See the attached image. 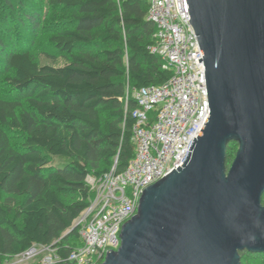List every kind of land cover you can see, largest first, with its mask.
Here are the masks:
<instances>
[{
    "label": "trees",
    "instance_id": "trees-1",
    "mask_svg": "<svg viewBox=\"0 0 264 264\" xmlns=\"http://www.w3.org/2000/svg\"><path fill=\"white\" fill-rule=\"evenodd\" d=\"M42 1L71 12L50 37L67 60L60 66L38 64L26 49ZM146 10L143 0H0V77L12 93L0 99V264L32 247L53 246L66 258L80 244L72 227L92 197L86 176L113 164L121 173L133 156L137 104L125 101L126 89L171 75L148 50L155 26ZM236 148L229 142L228 164ZM53 157L67 162L53 165ZM246 254L264 255L242 251L241 261Z\"/></svg>",
    "mask_w": 264,
    "mask_h": 264
},
{
    "label": "water",
    "instance_id": "water-1",
    "mask_svg": "<svg viewBox=\"0 0 264 264\" xmlns=\"http://www.w3.org/2000/svg\"><path fill=\"white\" fill-rule=\"evenodd\" d=\"M186 5L209 114L185 159L143 189L100 264H241L242 251L264 253V0Z\"/></svg>",
    "mask_w": 264,
    "mask_h": 264
},
{
    "label": "built area",
    "instance_id": "built-area-1",
    "mask_svg": "<svg viewBox=\"0 0 264 264\" xmlns=\"http://www.w3.org/2000/svg\"><path fill=\"white\" fill-rule=\"evenodd\" d=\"M143 1L155 26L148 50L171 75L161 84L127 87L125 101L137 104L131 113L133 156L121 173L113 164L102 175L86 176L92 197L75 221L80 244L64 259L53 246L32 247L20 255L35 258L32 264H100L106 251L119 246L121 226L136 213L143 189L185 159L209 114L204 63L198 62L202 54L186 0Z\"/></svg>",
    "mask_w": 264,
    "mask_h": 264
},
{
    "label": "rangeland",
    "instance_id": "rangeland-1",
    "mask_svg": "<svg viewBox=\"0 0 264 264\" xmlns=\"http://www.w3.org/2000/svg\"><path fill=\"white\" fill-rule=\"evenodd\" d=\"M41 9L40 16V27L35 32L36 35L34 39L28 38V44L26 49L29 50L33 59L38 64H50L54 66H60L67 62L63 55H61L50 42V37L54 35L59 29L65 27L68 24L69 18L71 17V12L60 7V6H50L46 1L39 3ZM33 36V35H32ZM31 40V43H30ZM5 74L0 77V99H11L12 93L8 84L4 80ZM25 107V104L23 105ZM153 113H149L152 116ZM11 142L13 145H19L21 143V136L16 133L8 132ZM234 157V154L229 158L230 162ZM67 162L64 157H53L51 164L53 165H63ZM264 204V197L262 198ZM79 243V241H78ZM35 259V258H34ZM34 259H27L21 256L15 258V263L17 264H32ZM242 264H264V255H259L254 258L248 254L245 255L244 260L241 261Z\"/></svg>",
    "mask_w": 264,
    "mask_h": 264
}]
</instances>
